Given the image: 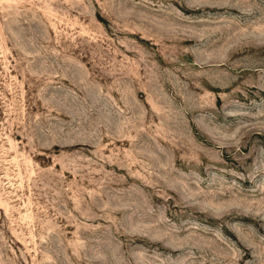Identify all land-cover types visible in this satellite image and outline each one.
Instances as JSON below:
<instances>
[{
	"label": "rangeland",
	"instance_id": "rangeland-1",
	"mask_svg": "<svg viewBox=\"0 0 264 264\" xmlns=\"http://www.w3.org/2000/svg\"><path fill=\"white\" fill-rule=\"evenodd\" d=\"M0 264H264V0H0Z\"/></svg>",
	"mask_w": 264,
	"mask_h": 264
}]
</instances>
